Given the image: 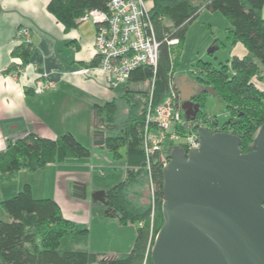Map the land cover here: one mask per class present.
Masks as SVG:
<instances>
[{
    "label": "trees",
    "instance_id": "obj_1",
    "mask_svg": "<svg viewBox=\"0 0 264 264\" xmlns=\"http://www.w3.org/2000/svg\"><path fill=\"white\" fill-rule=\"evenodd\" d=\"M110 1L52 0L47 9L68 31L81 23L85 12L106 11ZM150 1L147 0L150 3L149 16L159 43L156 69L142 67L132 71L121 96L94 107L95 141L103 140L100 148L111 153L114 159H121L119 150L124 149V179L106 192L105 202L108 212L119 225L132 224L136 227L130 250L106 261L97 259L85 250L73 248L72 241L83 238V235L86 237L87 230L66 220L53 200L35 199L31 187L26 184L12 198L0 202L5 216L0 219V264H152L150 252L162 224V168L156 159L152 164L155 195L154 200L150 201L146 191L148 178L145 159L141 150L145 114L149 104L154 108L170 95L173 88L170 80L173 64L179 55L178 47L184 40L187 27L202 9L225 17L233 38L243 42L248 55L232 57L227 65H221L218 69L209 64L197 63L196 82L214 89L218 100L225 106L228 121L219 127L215 118L200 112L198 119L201 126L190 124L188 129L196 132L197 127H203L212 130V133L234 135L239 139L244 154L264 125V91L254 82L258 72H264V0ZM170 40L178 41L179 46L175 51V46L167 43ZM30 55L31 48L28 45H22L14 51V56L20 57L23 64L28 62ZM96 66L97 60L94 59L90 67ZM152 81L151 99L150 92L134 90V87ZM204 96L206 94L196 98L200 107ZM186 132L184 129L183 133ZM167 152L164 154L166 158ZM90 155V150L69 133L55 140L28 134L6 148L0 157V176L12 175L22 169L34 172L49 164L86 160Z\"/></svg>",
    "mask_w": 264,
    "mask_h": 264
},
{
    "label": "crops",
    "instance_id": "obj_2",
    "mask_svg": "<svg viewBox=\"0 0 264 264\" xmlns=\"http://www.w3.org/2000/svg\"><path fill=\"white\" fill-rule=\"evenodd\" d=\"M51 1L0 0V157L9 145L25 135L55 140L69 133L90 150L88 161L96 160L93 162L96 169L109 162L106 158L97 160L105 150L96 147L99 144L93 137L94 107L117 97H114L113 89L107 88L104 74L96 67H90L94 60V32L91 38L85 37L81 32L83 23L65 31L47 9ZM19 30L29 35L31 55L26 64L14 56L18 47L27 46L24 39L17 37ZM10 67H13L11 71L20 70L23 74L16 78L10 73L4 74ZM43 75H48L56 87L43 95H34L31 87ZM175 79L179 96V88L189 89L185 94L192 96L195 79L186 75H177ZM75 163L88 164L76 160L49 164L32 174L22 169L12 175L0 176V202L12 198L27 184L35 199L53 200L65 219L86 224L88 214H84L81 205L89 200L88 184L73 181L72 175L77 174L75 167H80L74 166ZM45 173H49L48 179ZM36 174L48 180L47 184L45 180L41 181L43 184L38 193L31 183ZM104 190L100 186L96 192ZM4 218L0 207V219ZM132 234L135 236L133 230ZM127 248L129 251L130 247Z\"/></svg>",
    "mask_w": 264,
    "mask_h": 264
},
{
    "label": "water",
    "instance_id": "obj_3",
    "mask_svg": "<svg viewBox=\"0 0 264 264\" xmlns=\"http://www.w3.org/2000/svg\"><path fill=\"white\" fill-rule=\"evenodd\" d=\"M192 89L189 96L179 88L192 111L181 107L188 122L199 112L192 97L218 98L209 86L192 82ZM195 133L199 147L187 153L172 147L161 170L162 224L152 264H264V125L244 154L234 135L203 127ZM106 197L101 191L91 199L107 207Z\"/></svg>",
    "mask_w": 264,
    "mask_h": 264
},
{
    "label": "rangeland",
    "instance_id": "obj_4",
    "mask_svg": "<svg viewBox=\"0 0 264 264\" xmlns=\"http://www.w3.org/2000/svg\"><path fill=\"white\" fill-rule=\"evenodd\" d=\"M148 1L151 2L150 0ZM81 30L85 37L91 38L94 32L93 22H84L81 26ZM178 46L179 45H175L173 51H175ZM178 50V59L174 63L175 65L173 64L174 68L172 76H174V78L177 75H186L190 78L196 79L198 62L212 65V67L218 69L221 65H227L232 57L242 58L248 55L243 42L237 38H233L228 20L220 13L210 12L206 9H202L197 18L187 27L184 40L178 47ZM230 74L229 71V75ZM258 77L264 79V72H258V75L255 76L254 79L256 85L264 91V80H260ZM46 80H49L48 75ZM52 83L53 88L51 90L56 87L55 83ZM124 90L125 85H119L114 88V97L121 96L124 93ZM134 90L149 93L152 90V84H142L141 86L134 87ZM49 91L42 94H35L32 90L33 94L37 96L43 95ZM200 112L202 115L215 118L219 127L228 121V114L225 113L224 104L219 101L218 98L210 95L204 96ZM182 118L185 119L184 113H182ZM183 143V140H178L170 143V145L182 146ZM98 146L99 145H96V147ZM119 154L121 155V159H114L112 154L106 151L100 153L99 157L96 156L98 159L95 158L97 160H103L106 158V161H108L109 164L99 166L96 169L93 163L96 160L91 163L88 161L89 159H86L82 160V162L87 161L88 164H74V166L80 167H75L77 174L72 175L73 181L78 180L80 183L88 184L89 200L85 205H81V208L85 210L84 214L86 216L88 214L86 217V224L68 220L87 230L86 237L83 235V238L72 241V247L94 254L99 260L110 261L117 258L120 254L127 253V247L131 248L134 242L135 236L132 234V230L136 233V227L134 225H119L116 219H112L113 217L110 215V212H108L106 207L102 204H93L91 200V197L97 191L98 187H104V192H107L112 186L118 184L124 179L126 166L123 148L119 150ZM40 170L43 169L37 171ZM34 172L30 173L32 174ZM103 173L104 175L106 174L105 179H103ZM45 176L48 179L49 173H45ZM47 179H41L37 174L32 177L31 183L34 187L35 193H38V191L41 190L43 184L41 181L45 180V183L47 184ZM72 189H74V186H72ZM147 189V194L149 195L150 201H152L149 184H147ZM79 216L82 215L80 214Z\"/></svg>",
    "mask_w": 264,
    "mask_h": 264
},
{
    "label": "built area",
    "instance_id": "obj_5",
    "mask_svg": "<svg viewBox=\"0 0 264 264\" xmlns=\"http://www.w3.org/2000/svg\"><path fill=\"white\" fill-rule=\"evenodd\" d=\"M87 21L94 24V59L97 60L96 68L104 74L107 88L126 85L130 73L136 69H156L159 43L155 38L147 0H111L106 11L85 12L80 22ZM17 37L24 39V43L29 45L26 31L19 30ZM167 43L175 46L178 41L170 40ZM9 73L15 78L23 74L20 70L7 74ZM46 78L47 75H43L35 80L31 87L35 94H42L53 88V83ZM151 84L150 99L153 81ZM170 84L174 89L171 87L170 95L162 103L154 108L149 104L141 136V150L152 201L155 195L153 162L158 159L163 168L169 162L164 154L174 147L170 145L174 141L183 140L182 146L178 147L186 153L200 145L196 133L188 129L192 123L182 118L174 76L171 77ZM184 129L187 130L186 133H183Z\"/></svg>",
    "mask_w": 264,
    "mask_h": 264
},
{
    "label": "flooded vegetation",
    "instance_id": "obj_6",
    "mask_svg": "<svg viewBox=\"0 0 264 264\" xmlns=\"http://www.w3.org/2000/svg\"><path fill=\"white\" fill-rule=\"evenodd\" d=\"M195 81H196V79H195ZM176 91H177V93H178V90H177V87H176ZM178 100H179V104H180V108L183 106V107H186L187 108V110H189L188 112L191 114L192 113V111H190V105L187 103H183L182 101H181V97L179 96V93H178ZM190 102L193 104V105H195V104H198L199 105V103L197 102V100H196V97H192L191 98V100H190ZM200 109H201V107H200V105H199V112L197 113V115H196V120L194 121V122H190V123H192V124H196V125H199L200 124V120L198 119V117H199V114H200ZM182 111V110H181ZM182 113H184L183 111H182ZM185 114V113H184ZM212 131V130H211ZM214 131V130H213ZM107 208V207H106Z\"/></svg>",
    "mask_w": 264,
    "mask_h": 264
}]
</instances>
